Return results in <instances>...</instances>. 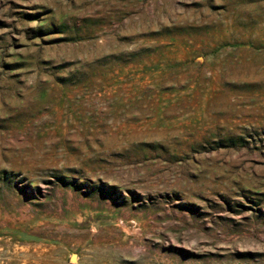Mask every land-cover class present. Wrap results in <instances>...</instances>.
<instances>
[{"label": "rangeland", "instance_id": "1", "mask_svg": "<svg viewBox=\"0 0 264 264\" xmlns=\"http://www.w3.org/2000/svg\"><path fill=\"white\" fill-rule=\"evenodd\" d=\"M0 264H264V0H0Z\"/></svg>", "mask_w": 264, "mask_h": 264}, {"label": "water", "instance_id": "2", "mask_svg": "<svg viewBox=\"0 0 264 264\" xmlns=\"http://www.w3.org/2000/svg\"><path fill=\"white\" fill-rule=\"evenodd\" d=\"M74 258H76V257H74V256H73V257H72V261H74V260H75Z\"/></svg>", "mask_w": 264, "mask_h": 264}]
</instances>
